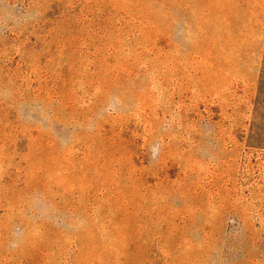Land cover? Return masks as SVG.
Masks as SVG:
<instances>
[{"label":"rangeland","instance_id":"1","mask_svg":"<svg viewBox=\"0 0 264 264\" xmlns=\"http://www.w3.org/2000/svg\"><path fill=\"white\" fill-rule=\"evenodd\" d=\"M0 264H264V0H0Z\"/></svg>","mask_w":264,"mask_h":264}]
</instances>
